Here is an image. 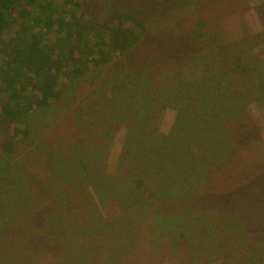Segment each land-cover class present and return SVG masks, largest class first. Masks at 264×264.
<instances>
[{
	"label": "rangeland",
	"instance_id": "374dc122",
	"mask_svg": "<svg viewBox=\"0 0 264 264\" xmlns=\"http://www.w3.org/2000/svg\"><path fill=\"white\" fill-rule=\"evenodd\" d=\"M165 1L26 0L20 20L22 31L28 33L25 35L20 31V39L31 38V28L36 25L33 20L41 23L42 29L48 20L70 17L74 9L78 17L101 21L111 13V8L122 6L129 11L141 7L150 11L157 5H165ZM184 1L199 6L206 4L193 18L196 25L193 36L201 48L196 54L205 53L208 50L203 51V47L211 45L207 55H213L218 67L231 70L228 75L231 91L241 93L222 99H226L231 107H242L238 116L230 113L231 117L235 116L231 120L240 117L242 123L234 120L218 123L213 143L201 147L195 178L174 180L176 184L183 181L184 196H195L193 202L180 208L185 213L181 222L191 224L184 231L187 234L189 230L192 237L183 234L191 239V244L188 239L178 238L181 229L177 231L178 236L173 235L177 237L168 233V237H164L165 233L160 237L156 227L151 232L152 217L148 213L136 216V212L131 214L118 202L120 195L117 194L123 192L130 160L134 158L129 159L128 170L121 167L122 146L130 128L117 124L106 127L90 110L91 97L80 102V97L69 96L63 102L62 110L33 115L28 138L16 137L8 117L2 114L6 98L0 92V264H114L120 259L124 264H202L201 255H208L207 249L217 242L216 235L222 234L220 230L227 227L236 233H225L229 234L225 238L228 242L233 241V237L245 236L254 244V249L258 247L264 253V245H260L264 242V0ZM53 29L47 35L50 41L58 36L57 29ZM14 35V31L6 32L4 41ZM149 58L143 53L138 56L140 60ZM197 70L205 72L201 62L195 66L194 71ZM86 86L83 88L85 96L91 92V85ZM210 91L215 89L212 87ZM75 109L77 111H71ZM158 110L157 120L152 125L166 134L175 124L178 112L173 107L163 108L161 104ZM55 122L62 128L53 129ZM104 130L110 131L111 136L103 133ZM78 134L88 148L94 147L92 142L100 134L101 142L96 152L90 150L96 155L90 163L95 162L94 166L73 178L70 169H73L71 154L74 148L69 147L71 140L65 138L72 139ZM79 135L75 137L76 141ZM9 144L15 147L14 151H10ZM135 159L137 166L139 161ZM225 163L229 167L221 170ZM151 178L147 184L154 189L156 183ZM162 178L168 181L171 176L167 174ZM90 194L100 207L99 215L111 219L114 225L121 216L123 220L130 218V224L135 225L128 238L132 247L125 251V257L122 247H118L119 236L110 242V246L103 240L97 243L94 240L95 246L83 249L86 242L78 237L82 226H85V234L89 229L99 230L87 227L90 217L86 209L82 211L81 206L88 202ZM154 197L150 195V198ZM160 224L165 226L166 221ZM108 230L105 226L101 232L110 234ZM53 232L57 236L62 234L64 239L58 241L55 238L58 242L54 241ZM214 255L212 252L210 256Z\"/></svg>",
	"mask_w": 264,
	"mask_h": 264
},
{
	"label": "trees",
	"instance_id": "16d2710c",
	"mask_svg": "<svg viewBox=\"0 0 264 264\" xmlns=\"http://www.w3.org/2000/svg\"><path fill=\"white\" fill-rule=\"evenodd\" d=\"M25 1L0 0V92L6 98L2 114L8 117L16 137L28 138L33 115L62 110L63 102L69 96L80 97V102L91 97L90 110L102 124L130 128L122 146L121 167L128 170L129 159L134 158L130 160L123 192L117 194L120 205L131 214L136 212V216L148 213L152 217L149 230L159 228L160 237L164 233V237H168L167 233L177 235L181 229L178 238L188 239L183 236L186 234L184 228L189 229L191 224L182 223L185 213L180 208L193 202L195 196H184L183 181L176 184L174 180L195 178L200 161L198 154L201 147L213 143L218 123L233 120L242 123L240 117L231 120L238 116L242 107H231L226 99H222L241 95L239 91H231L228 78L231 70L218 67L213 55H207L211 45L204 46L208 49L203 47V51L208 50L205 53L196 54L201 48L193 36L196 27L193 18L206 4L203 0L200 6L184 0H167L165 5H157L151 12L141 7L126 11L121 6L111 8V13L101 21L78 17L74 9L70 17L48 20L42 29L41 23L33 20L38 27L31 28V38L20 39V31H26H22L20 20ZM53 28L57 29L58 36L50 41L47 35L54 31ZM13 31L15 35L4 41V34ZM141 53L150 58L138 59ZM199 62L205 72L194 71ZM86 84L91 85L87 96L83 91ZM212 87L216 92L210 91ZM160 104L178 112L175 124L166 134L152 125L157 120ZM232 112L237 115L231 117ZM55 123L53 129L62 128ZM104 132L111 136L110 131ZM100 135L93 140L92 148L82 144L80 135L77 141V136L65 138L71 140L69 147L74 148L70 177L75 178L94 166L95 162L90 163L96 157L94 151L100 148ZM9 149L14 151L15 147L9 144ZM127 155L129 157L125 158ZM135 157L139 161L137 166L134 165ZM223 167L221 170L229 166L225 163ZM136 172L140 175L136 176ZM167 174L171 176L168 181L162 178ZM150 177L156 183L154 189L147 184ZM97 193L102 202L100 191ZM149 194L155 197L152 199ZM87 198L88 202L81 206L90 217L87 227L99 230L89 229L85 234V226H82L78 237L86 242L83 249L95 246L94 240L96 243L103 240L110 246V242L119 236L122 245L119 243L118 247H122L125 257V251L132 247L128 238L135 225L130 224V218L123 220L122 216L114 225L111 219L99 215L100 207L94 196L90 194ZM56 212L60 213V210ZM161 221H166L165 226L160 224ZM105 226L110 234L101 232ZM168 229H171L170 233ZM220 231L222 234L216 235V244L207 249L208 255H201L202 264H264V253L258 247L254 249L247 237H233V241L228 242L225 238L229 234L225 233H236L229 227ZM186 235L192 237L189 230ZM51 236L54 241L55 238L58 241L64 239L62 234L57 236L55 232ZM188 240L190 245L191 239ZM212 252L214 257L210 256ZM113 263L124 264V261L120 259Z\"/></svg>",
	"mask_w": 264,
	"mask_h": 264
}]
</instances>
